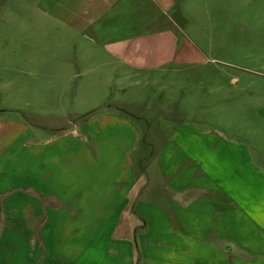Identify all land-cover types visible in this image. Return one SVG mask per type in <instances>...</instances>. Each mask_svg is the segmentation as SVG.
Masks as SVG:
<instances>
[{
  "label": "crops",
  "instance_id": "obj_1",
  "mask_svg": "<svg viewBox=\"0 0 264 264\" xmlns=\"http://www.w3.org/2000/svg\"><path fill=\"white\" fill-rule=\"evenodd\" d=\"M175 1L50 0L38 10L105 53L92 61L102 86L116 90L121 77L138 84L152 79L142 72L195 61L168 26ZM54 63L82 65L57 84L48 78L61 95L94 76L87 56ZM108 93L81 124L0 120V264H264V161L221 131L184 125L157 168L139 171L136 119L144 118ZM256 111L264 129V106Z\"/></svg>",
  "mask_w": 264,
  "mask_h": 264
},
{
  "label": "rangeland",
  "instance_id": "obj_2",
  "mask_svg": "<svg viewBox=\"0 0 264 264\" xmlns=\"http://www.w3.org/2000/svg\"><path fill=\"white\" fill-rule=\"evenodd\" d=\"M43 4L51 6L50 0H0V120L36 129L81 124L80 119L92 115L90 110L97 105L105 108L104 94L109 92L107 101L131 105L130 112L144 118L136 119L141 133L139 171L157 168L163 146L184 125L221 131L228 139L250 146L264 161V129L259 126L263 120L256 111L264 106V0L175 1L167 13L168 26L180 41V53L195 61L169 64L163 75L142 72L152 79L140 78L138 84L121 77L116 90L102 86L99 76L104 70L92 61L105 53L88 48L82 33L40 12ZM83 56L91 59L94 72L87 84L75 79L64 95L47 88L48 78L57 84L71 68L82 67L54 59ZM195 74H216L218 79L203 80L201 86L199 80H192ZM232 78L238 80L231 82ZM227 106L232 113L224 111ZM144 156L148 162L142 160Z\"/></svg>",
  "mask_w": 264,
  "mask_h": 264
}]
</instances>
